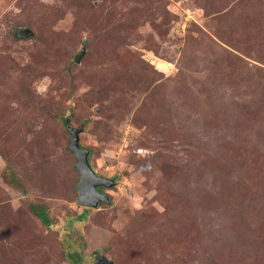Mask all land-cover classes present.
<instances>
[{
	"label": "rangeland",
	"instance_id": "374dc122",
	"mask_svg": "<svg viewBox=\"0 0 264 264\" xmlns=\"http://www.w3.org/2000/svg\"><path fill=\"white\" fill-rule=\"evenodd\" d=\"M95 257L264 264V0H0V264Z\"/></svg>",
	"mask_w": 264,
	"mask_h": 264
},
{
	"label": "water",
	"instance_id": "95a60500",
	"mask_svg": "<svg viewBox=\"0 0 264 264\" xmlns=\"http://www.w3.org/2000/svg\"><path fill=\"white\" fill-rule=\"evenodd\" d=\"M85 52L86 49L83 47L78 53H76L74 56V62L76 64L80 63ZM66 128L71 136L69 150L76 158L77 163L75 168L80 176L79 182L76 185L78 206L83 208H97L102 202L108 203V195L100 192L99 188H110L112 185H114V182L112 180L98 176L92 170L89 164V150L82 149L79 146L80 130L72 128L69 125H67ZM102 260L107 262V264H113L112 262L107 261L106 258L98 259L97 263H100Z\"/></svg>",
	"mask_w": 264,
	"mask_h": 264
},
{
	"label": "trees",
	"instance_id": "16d2710c",
	"mask_svg": "<svg viewBox=\"0 0 264 264\" xmlns=\"http://www.w3.org/2000/svg\"><path fill=\"white\" fill-rule=\"evenodd\" d=\"M69 125L68 123H66V126ZM65 126V127H66ZM70 126V125H69ZM67 130V128H66ZM68 132V131H67ZM31 212L34 214V216H36L39 221L45 226V227H49V220L47 218V213L45 211V209L43 207H36L31 205L30 206ZM86 210V209H85ZM84 213H87V211H84ZM68 260L71 262V258H68Z\"/></svg>",
	"mask_w": 264,
	"mask_h": 264
},
{
	"label": "flooded vegetation",
	"instance_id": "af4514ba",
	"mask_svg": "<svg viewBox=\"0 0 264 264\" xmlns=\"http://www.w3.org/2000/svg\"><path fill=\"white\" fill-rule=\"evenodd\" d=\"M100 189H101V188H100ZM100 191H101V190H100ZM100 258H104V257H95V261H96L95 264H107V262H105V261H103V260L100 261V263H97V260L100 259ZM107 261H108V260H107Z\"/></svg>",
	"mask_w": 264,
	"mask_h": 264
}]
</instances>
